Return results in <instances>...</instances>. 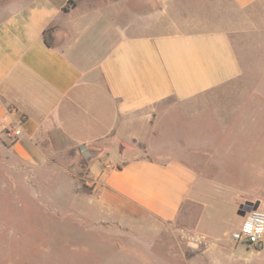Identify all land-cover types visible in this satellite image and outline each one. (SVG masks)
<instances>
[{
  "label": "crops",
  "instance_id": "obj_1",
  "mask_svg": "<svg viewBox=\"0 0 264 264\" xmlns=\"http://www.w3.org/2000/svg\"><path fill=\"white\" fill-rule=\"evenodd\" d=\"M69 1L0 0V170L12 194L23 178L58 216L56 196L86 194L73 222L107 230L120 254L150 242L184 264H264V244L202 228L246 202L264 207V0H76L66 12ZM179 226L209 245L187 244Z\"/></svg>",
  "mask_w": 264,
  "mask_h": 264
},
{
  "label": "rangeland",
  "instance_id": "obj_2",
  "mask_svg": "<svg viewBox=\"0 0 264 264\" xmlns=\"http://www.w3.org/2000/svg\"><path fill=\"white\" fill-rule=\"evenodd\" d=\"M261 71L262 68L259 72ZM256 75L259 76L256 79H261L258 73ZM256 122H264V119L256 116ZM109 162L112 163V159ZM87 173L88 170L84 168V192L90 191L86 183ZM16 181L18 184L14 185L15 192L12 194L11 181L0 170V252L7 250L13 256L7 260L1 259L0 264H184L178 258L169 257L164 247L158 244L154 248L150 242L142 249L136 245L132 255L129 248L124 250V254H120L116 249V239L108 238L107 230L92 231L73 222L78 213L83 214L90 208L86 194L68 192L56 196L63 208V211L59 210L61 215L58 216L57 212L50 210L53 208L52 203H43L35 199L39 195L28 192L23 178ZM49 181L57 189L66 184V181L59 178ZM40 197L45 201L44 194H40ZM238 211L239 208L225 210L221 224L206 217L202 228L210 229L228 241L225 235L239 230L243 220ZM212 212L207 210V214ZM181 229L192 231L184 226L176 227L179 236ZM137 235L152 237L149 232H138ZM73 247L80 249L76 252ZM255 260L258 258L255 257Z\"/></svg>",
  "mask_w": 264,
  "mask_h": 264
},
{
  "label": "built area",
  "instance_id": "obj_3",
  "mask_svg": "<svg viewBox=\"0 0 264 264\" xmlns=\"http://www.w3.org/2000/svg\"><path fill=\"white\" fill-rule=\"evenodd\" d=\"M21 130L18 126L14 128L10 135L14 138L20 136ZM243 223L239 230L230 234V238L235 243L246 244L249 247L259 250L264 244V207L259 203L258 208H252L244 215ZM180 238L189 245L196 248L209 245V239L206 235L181 229Z\"/></svg>",
  "mask_w": 264,
  "mask_h": 264
},
{
  "label": "trees",
  "instance_id": "obj_4",
  "mask_svg": "<svg viewBox=\"0 0 264 264\" xmlns=\"http://www.w3.org/2000/svg\"><path fill=\"white\" fill-rule=\"evenodd\" d=\"M76 0H70L68 4L64 7V11H69L76 7ZM53 28H48L43 32L44 42L48 47H53L54 37H53Z\"/></svg>",
  "mask_w": 264,
  "mask_h": 264
},
{
  "label": "water",
  "instance_id": "obj_5",
  "mask_svg": "<svg viewBox=\"0 0 264 264\" xmlns=\"http://www.w3.org/2000/svg\"><path fill=\"white\" fill-rule=\"evenodd\" d=\"M84 156L86 157L87 160H90L92 158L93 154L90 151H86L84 153ZM258 205H259L258 203L254 204L251 202H246V203L242 204L239 208V211H238L239 216L244 217V215L247 211H250L252 208L257 209Z\"/></svg>",
  "mask_w": 264,
  "mask_h": 264
}]
</instances>
